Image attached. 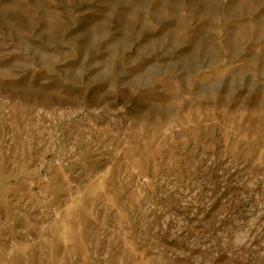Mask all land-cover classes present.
<instances>
[{
  "label": "rangeland",
  "instance_id": "1",
  "mask_svg": "<svg viewBox=\"0 0 264 264\" xmlns=\"http://www.w3.org/2000/svg\"><path fill=\"white\" fill-rule=\"evenodd\" d=\"M134 1L0 0V264H264V0Z\"/></svg>",
  "mask_w": 264,
  "mask_h": 264
},
{
  "label": "crops",
  "instance_id": "2",
  "mask_svg": "<svg viewBox=\"0 0 264 264\" xmlns=\"http://www.w3.org/2000/svg\"><path fill=\"white\" fill-rule=\"evenodd\" d=\"M110 38L112 39V60L115 69L120 68V78L137 77L141 84L122 85L129 92L146 94L152 85L154 66L151 65L154 51L152 50V22L148 0H135L133 4L125 3L110 6ZM157 57H159L157 55ZM118 63V67H117ZM213 64H208L211 70ZM205 70V71H207ZM161 72V71H159ZM150 76V81L147 77ZM264 79V76L260 80ZM263 82V81H261ZM154 83V81H153ZM130 86V88H129ZM135 90V91H134ZM140 100V99H139ZM136 108L135 104H132ZM211 109H216L211 103ZM156 122V121H154Z\"/></svg>",
  "mask_w": 264,
  "mask_h": 264
}]
</instances>
